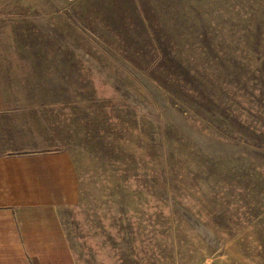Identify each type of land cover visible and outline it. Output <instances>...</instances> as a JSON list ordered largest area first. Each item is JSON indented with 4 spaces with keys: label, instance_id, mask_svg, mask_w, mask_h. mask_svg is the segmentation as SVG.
Wrapping results in <instances>:
<instances>
[{
    "label": "rangeland",
    "instance_id": "rangeland-1",
    "mask_svg": "<svg viewBox=\"0 0 264 264\" xmlns=\"http://www.w3.org/2000/svg\"><path fill=\"white\" fill-rule=\"evenodd\" d=\"M0 93L77 264H264V0H0Z\"/></svg>",
    "mask_w": 264,
    "mask_h": 264
},
{
    "label": "crops",
    "instance_id": "crops-1",
    "mask_svg": "<svg viewBox=\"0 0 264 264\" xmlns=\"http://www.w3.org/2000/svg\"><path fill=\"white\" fill-rule=\"evenodd\" d=\"M51 164L0 155V264H77Z\"/></svg>",
    "mask_w": 264,
    "mask_h": 264
}]
</instances>
